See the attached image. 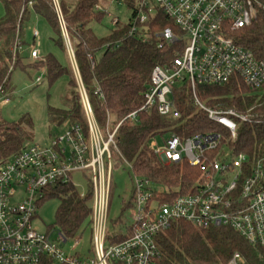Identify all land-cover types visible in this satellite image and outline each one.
Here are the masks:
<instances>
[{
	"label": "built area",
	"instance_id": "1",
	"mask_svg": "<svg viewBox=\"0 0 264 264\" xmlns=\"http://www.w3.org/2000/svg\"><path fill=\"white\" fill-rule=\"evenodd\" d=\"M52 1L63 37L75 58L59 0ZM130 1L134 4L129 8ZM111 3L130 10L129 34L144 43L149 41V23L160 12L165 14L178 34L171 28L156 33L157 48H170L174 56L166 64L154 67L141 109L119 122L113 131L110 117L105 131L99 127L81 81L79 91L89 134L86 136L79 124H67L64 134L52 139L49 145L27 143L19 154L0 165V264H42L44 259L55 264H157L161 254L159 235L176 221H184L198 230L229 227L260 248L264 262V149L252 159L235 149L240 126L252 124L255 116L251 111L239 113L222 105L208 106L198 94L201 86H223L232 80L242 82L254 93L264 94V60L237 46L231 37L256 20L259 12L264 11V0H111ZM96 10L103 12L99 6ZM113 23L117 25L120 21L114 18ZM21 50L18 44L13 51L15 56ZM31 58L38 60V52L33 51ZM185 85L191 92L193 105L207 115L216 130L188 137L173 133L161 147L156 140L150 147L161 165L186 163L198 171V177L187 193L162 200L157 197L160 190L155 184L134 176L137 215L134 224L127 228L131 234L120 242L110 240L113 153L126 162L115 143V135L125 120L136 122L140 112L157 110L163 117L179 119L182 113L175 88ZM9 101L7 91L0 88V112ZM82 171L88 174V186L93 192V256L85 258L77 251L81 243L78 236L68 240L59 232L53 239L52 233H41L33 225L45 192L59 183L71 182L70 175ZM69 241L75 244L67 254L63 245ZM241 262L237 253L230 264Z\"/></svg>",
	"mask_w": 264,
	"mask_h": 264
},
{
	"label": "trees",
	"instance_id": "2",
	"mask_svg": "<svg viewBox=\"0 0 264 264\" xmlns=\"http://www.w3.org/2000/svg\"><path fill=\"white\" fill-rule=\"evenodd\" d=\"M99 2L79 0L71 7L62 1L60 8L71 44L77 42L73 49L80 79L97 123L105 131L109 117L115 119L117 125L141 109L152 70L173 58L172 49L157 48L155 34L166 28H171L175 34H178V30L173 21L160 12L155 21L149 23V41L146 43L139 37L130 36L129 23L99 39L89 27L92 22L101 21L105 16V12L96 10ZM3 3L5 16L0 20V40L3 43L0 49V88L7 91L12 76L11 48L18 39L19 27L29 6L58 35L56 44L62 49L66 47L52 0H5ZM133 4L130 1L129 8ZM231 37L237 46L249 50L257 59L264 60V11H260L249 26L232 33ZM99 54L102 55L97 58ZM37 66L46 67L51 83L64 75L70 78V105L63 110L50 109L51 123L57 126L79 124L87 136L89 127L79 83L73 71L63 67L54 56H49ZM198 94L201 101L211 107L222 105L239 113L251 111L255 116L254 122L240 126L235 149L251 159L264 149V94L254 93L235 80L223 86H201ZM175 96L182 113L179 119L163 117L157 110L140 112L136 122L125 120L115 135V143L130 165V173L155 184L160 190L157 197L162 200L187 193L196 181L198 171L186 163L161 165L150 147L151 142L156 139L164 141L173 133L188 137L216 130L207 115L193 105L191 92L186 85L177 86ZM26 141V132L21 123L0 124V165L19 154ZM52 198L59 200L56 225L68 240L76 238L86 226L91 227L93 192L90 185L82 196V192L72 182L59 183L45 192L39 205ZM130 234L131 231L127 230L125 234L109 239L120 242ZM158 245L161 254L157 264H230L237 253L242 257L241 264H264L260 248L251 245L229 227L198 230L184 221H176L168 231L159 235ZM42 264L55 263L44 259Z\"/></svg>",
	"mask_w": 264,
	"mask_h": 264
},
{
	"label": "rangeland",
	"instance_id": "3",
	"mask_svg": "<svg viewBox=\"0 0 264 264\" xmlns=\"http://www.w3.org/2000/svg\"><path fill=\"white\" fill-rule=\"evenodd\" d=\"M4 1L0 0V20L5 16ZM62 1L73 7L79 0H59V3ZM99 7L105 12L104 18L101 21L92 22L89 26L97 38H104L114 29L129 22L131 12L125 5L111 3V0H100ZM114 18L119 19L120 24L118 26L114 25ZM19 29L18 39L11 48L13 62L10 71H12V76L10 88L7 90L10 101L1 109L0 124L21 123L26 132V144L47 146L52 139L63 135L66 130L68 123L64 126L51 123L49 110H63L69 107L70 78L64 75L51 83L46 67L37 66V64L45 61L49 56H54L63 67L73 71V76L76 77L78 83H81V79L76 60L66 41V48H60L56 44L59 41L58 35L44 18L33 12L30 6ZM35 32H37V36H35ZM76 43V41L72 42V47L75 48ZM18 44L22 46V50L18 51L15 56L13 51ZM2 48L3 43L0 40V49ZM33 51L38 52V60L31 58ZM101 55L99 54L97 58H100ZM16 64L18 65L16 66ZM115 126V119H112L110 130L112 131ZM156 141L161 147L163 141L161 139H156ZM112 164L113 191L109 218L110 239L125 234L127 228L134 224L137 215L133 199L134 176L130 173V168L126 162L115 153H113ZM70 181L82 193L88 189L89 178L85 171L71 174ZM58 206L59 200L56 198L43 201L38 207L37 216L33 222L34 227L41 233H52L53 239L59 233V228L56 225ZM92 238L90 226L83 228L78 235L81 243L77 251L84 258L93 256ZM74 242L69 241L63 245L67 254L71 252Z\"/></svg>",
	"mask_w": 264,
	"mask_h": 264
}]
</instances>
